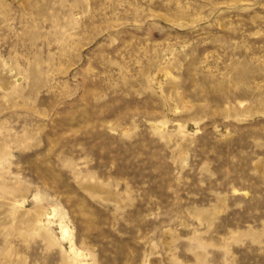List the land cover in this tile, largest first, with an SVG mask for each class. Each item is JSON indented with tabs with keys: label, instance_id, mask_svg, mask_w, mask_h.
I'll return each mask as SVG.
<instances>
[{
	"label": "rangeland",
	"instance_id": "1",
	"mask_svg": "<svg viewBox=\"0 0 264 264\" xmlns=\"http://www.w3.org/2000/svg\"><path fill=\"white\" fill-rule=\"evenodd\" d=\"M0 264H264V0H0Z\"/></svg>",
	"mask_w": 264,
	"mask_h": 264
}]
</instances>
